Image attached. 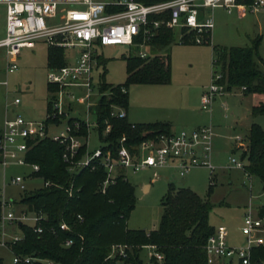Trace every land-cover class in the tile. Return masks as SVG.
I'll list each match as a JSON object with an SVG mask.
<instances>
[{"label":"built area","instance_id":"2783aa9c","mask_svg":"<svg viewBox=\"0 0 264 264\" xmlns=\"http://www.w3.org/2000/svg\"><path fill=\"white\" fill-rule=\"evenodd\" d=\"M5 3V34L0 39V48L7 59L6 69H17V60L22 48H33L38 41L47 46L63 50H75L74 61L61 66H50L47 81L50 97L43 120H29L20 115L5 118L0 130V163L6 169L11 166L29 168L26 174L11 176L9 183L25 192L26 181L41 179L39 187H60L38 176L40 167L27 160V154L40 140L48 139L62 148L61 159L71 182L66 189L71 197L74 194L75 177L84 170L89 172L103 169L105 177L101 182L102 190L116 181L127 179V172L135 173L144 169L174 168L184 175L193 167H203L213 171L212 161L213 127L211 124L191 129H182L169 133H156L139 142L136 146H127L122 136L115 149L106 140L111 131L107 119L99 121L91 108L101 95L99 85L97 99L90 102L95 84L93 70L96 68V56L103 46L125 45L129 52L146 58L148 43L160 32L170 30L176 33L175 41L180 44H203L210 41L214 25L212 11L223 8L227 13L236 9L242 16L246 11L264 9V0H163L149 4L137 0H3ZM212 81L200 96V107L211 112L216 95L225 91L218 83L219 71H213ZM6 84V82H2ZM121 92L126 88L121 86ZM81 97L86 105L85 117L74 114L73 104ZM15 98L12 105L19 104ZM77 102V101H76ZM110 116L127 117L126 109L112 104ZM94 116L91 122L89 116ZM133 126V125H132ZM91 128L95 129L100 145L89 149ZM234 139L242 147V137ZM227 168L243 169L245 176L252 175L241 160L229 158ZM211 175V180L213 179ZM6 180L0 189V246L11 250V244L22 239L19 225L30 226L35 233L45 230L56 235L57 230L70 231L64 221L57 226H47L48 215L42 210L29 209L26 205L7 197L4 191ZM78 188H76V191ZM17 204L21 208L17 209ZM77 221L82 222L78 214ZM15 230H14V228ZM19 233H17V230ZM242 234L245 245L230 246L227 242V229L218 226L204 244L208 264L231 262L232 264H256L251 262V250L264 243V218L254 212L251 205L243 215ZM73 244L70 237L61 240L63 247ZM126 244H113L108 258L126 257ZM147 264L161 254L154 245H145ZM13 264H61L48 258L13 253Z\"/></svg>","mask_w":264,"mask_h":264},{"label":"trees","instance_id":"16d2710c","mask_svg":"<svg viewBox=\"0 0 264 264\" xmlns=\"http://www.w3.org/2000/svg\"><path fill=\"white\" fill-rule=\"evenodd\" d=\"M137 1L149 4L163 0ZM175 36L176 33L170 30L160 32L148 43L149 56L146 58L132 51L124 56L127 74L124 83L113 85L102 77L99 85L101 95L92 111L100 122L107 119L111 124V131L106 137L111 148H116L122 136H125L127 146L133 147L153 134L171 132L169 122L130 123L127 117H111L110 106L115 104L127 109V89L130 84H161L169 81V57L159 52L174 42ZM259 42L260 38L257 37L249 46L212 47V65L221 75L218 83L225 90L237 89L250 96L253 118L264 112V58L258 53ZM96 59L98 64L104 65L105 61L99 55ZM46 61L48 67L63 65V49L48 46ZM121 86L126 88V92H121ZM246 140L242 148V156L247 161L246 170L260 180L264 193V128L251 121ZM61 151L59 144L48 139L40 140L32 147L27 160L39 165L37 175L60 187H37L25 191L18 202L31 210L45 212L48 215L47 226H57L64 221L71 230L58 229L56 235L47 230L38 234L30 226L21 224L19 229L23 237L11 244L12 253L48 258L61 264H147L141 257L143 246L154 245L161 259L157 261L152 258L151 264H208L204 244L215 227L209 223L211 203L206 198L188 187H175L169 183L161 200L162 213L157 227L148 232L128 229L126 221L136 205L134 185L118 177L102 190L105 171L84 170L75 177L74 194L70 197L66 189L71 176L62 162ZM78 214L82 215V222L77 221ZM257 215L264 218V203L257 207ZM65 237L73 240L71 246L61 245ZM113 244L129 246L125 258L107 257ZM251 262L264 264V243L251 250ZM33 264L41 263L35 261Z\"/></svg>","mask_w":264,"mask_h":264},{"label":"rangeland","instance_id":"374dc122","mask_svg":"<svg viewBox=\"0 0 264 264\" xmlns=\"http://www.w3.org/2000/svg\"><path fill=\"white\" fill-rule=\"evenodd\" d=\"M4 14L5 5L0 1V33L5 21ZM212 15L214 25L208 43L180 44L174 41L159 52L169 57L168 82L128 86L127 120L130 123L171 122L176 131L195 125L211 124L214 132L212 161L215 168L210 171L203 167H193L184 175H179L174 168L127 172L129 182L135 187L136 205L126 221V227L143 230L156 228L162 213V197L169 183H172L175 187H188L200 197L206 198L211 203L210 225L215 228L225 226L228 244L239 247L245 245V236L241 231L243 215L249 205L257 213V207L264 203V193L257 177L252 176L248 179L243 169L227 168L226 165L231 157L241 160L244 165L247 164L246 158L242 156V148L234 137L241 136L242 143L245 144L246 122L255 121L264 128V112L254 118L251 117L252 98L248 96L243 99L244 95L237 89L225 90L216 95L210 113L201 109L200 96L213 79V46H249L259 37L258 53L264 58V9L246 11L240 16L236 9L227 13L223 8H215ZM47 48V44L41 41L33 48H22L16 62L17 69L12 72L7 71L5 52L0 48V81L6 82V85H0L1 99L6 106L8 105V110L14 107L15 115L25 119L45 118L50 97L47 81ZM130 53L125 45L103 46L98 50L100 58L105 63L98 64L96 59L97 66L93 70L95 88L90 102L97 99L96 92L102 77L104 81L113 85L125 82L127 74L124 56ZM74 55L75 50H63L64 62L72 63ZM15 98L20 102L12 105ZM76 101L73 104V113L85 117V103L81 97ZM89 119L92 122L94 116L90 115ZM241 120L246 126L236 125ZM99 145L98 135L95 129L91 128L88 147L93 150ZM29 170L20 166L4 169L0 163V189L5 179L4 191L7 197L18 202L23 191L10 184L9 179L16 174H26ZM145 183L150 184L147 191L142 188ZM41 184L39 178L28 180L26 191ZM19 208L21 205L17 204V209ZM16 230L19 233L18 229ZM146 253L147 250L143 249L141 257L144 262L147 261ZM12 257L13 253L9 248L0 246V264H13Z\"/></svg>","mask_w":264,"mask_h":264},{"label":"crops","instance_id":"0c3cea01","mask_svg":"<svg viewBox=\"0 0 264 264\" xmlns=\"http://www.w3.org/2000/svg\"><path fill=\"white\" fill-rule=\"evenodd\" d=\"M1 1V4H4L5 5V3L3 2V0H0ZM4 17H5V14H4ZM4 34H5V21H4V24H3V28L1 29V33H0V39L4 36ZM28 49H30V48H28ZM21 51V50H20ZM19 55H20V53H19ZM19 55H18V57H19ZM2 82H4V81H0V85H6V84H3ZM243 94V93H242ZM244 95V94H243ZM248 97V95H244V97H243V99L244 98H247ZM250 97V96H249ZM8 106V105H7ZM7 106H6V104L2 101V99H1V90H0V130H1V127H2V124H3V121H4V119L5 118H10V117H13L14 115H15V109H14V107H11V109L10 110H8L7 109ZM11 106V105H10ZM126 113H127V118H128V110L126 109ZM17 115V114H16ZM247 119H248V117H247ZM29 120H31V119H29ZM170 123V126H171V129L172 130H174V131H176V129H175V127H174V125L171 123V122H169ZM246 124H247V126L246 125H244V123H242V120L241 121H238L237 123H236V125H242V126H246V128H247V130H248V128H249V124H250V121H248V123L246 122ZM198 126H201V125H195L194 127H190V128H186V129H191V128H195V127H198ZM245 145H246V143L244 144V143H242V147L240 146V148H244L245 147ZM212 157H213V142H212ZM149 186H150V184L149 183H145V184H143L142 185V188L144 189V191H147L148 190V188H149ZM155 229V228H154ZM151 230H153V229H151ZM145 231H150V230H145Z\"/></svg>","mask_w":264,"mask_h":264}]
</instances>
